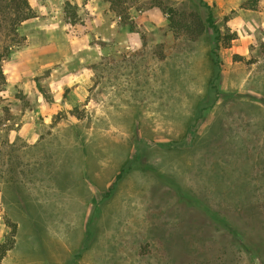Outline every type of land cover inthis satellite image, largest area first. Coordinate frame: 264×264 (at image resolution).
<instances>
[{
    "label": "rangeland",
    "instance_id": "374dc122",
    "mask_svg": "<svg viewBox=\"0 0 264 264\" xmlns=\"http://www.w3.org/2000/svg\"><path fill=\"white\" fill-rule=\"evenodd\" d=\"M241 2L29 0L1 62L0 264H264V0Z\"/></svg>",
    "mask_w": 264,
    "mask_h": 264
},
{
    "label": "trees",
    "instance_id": "16d2710c",
    "mask_svg": "<svg viewBox=\"0 0 264 264\" xmlns=\"http://www.w3.org/2000/svg\"><path fill=\"white\" fill-rule=\"evenodd\" d=\"M107 1L110 2V5L113 7V9H118L119 13H125V8L121 3V0ZM259 2L260 0H244L241 2L240 7L250 10H258ZM69 7L74 8L75 6L71 5L69 2H65V10H67ZM36 16L37 12L30 5L29 0H0V30H3L9 35H11L8 43L0 44V83H3L5 79L1 64L2 60L9 53L10 49H12L13 47L19 48L20 41L24 39V36H21L18 32L19 26L23 21ZM205 21L208 27H211L213 30L217 31V40H220V33L218 32V29L214 23V19L211 12L208 13ZM169 23L171 24V26H173L172 24L174 23V21L172 20V18L170 19ZM173 27L177 26L174 25ZM130 28L132 29V24ZM183 28L186 29L188 32L194 31L196 35L202 33L205 29L203 22L198 19H192L189 23H184ZM229 38H232V36H230ZM225 45L227 46L228 42ZM214 46L215 48H218L220 44H218V42H215ZM119 177L120 173L117 174L116 178ZM180 198L187 205L198 206L197 199H195L194 196H189L187 194L181 193ZM205 213L209 216V218L214 221H217L223 227H229L228 229H232V226L227 223V220L220 218L219 214L216 211L205 208ZM5 222L10 230L0 240V261L5 256L7 251L14 246L15 243L16 224L14 222H11L9 219H6Z\"/></svg>",
    "mask_w": 264,
    "mask_h": 264
},
{
    "label": "crops",
    "instance_id": "0c3cea01",
    "mask_svg": "<svg viewBox=\"0 0 264 264\" xmlns=\"http://www.w3.org/2000/svg\"><path fill=\"white\" fill-rule=\"evenodd\" d=\"M241 1H244V0H241ZM259 5H260V2H259ZM243 9V11H245V12H249V11H252V10H250V9H244V8H242ZM253 11H256V10H253ZM35 17H33V18H29V19H27V20H25V21H23L22 22V25L24 26V25H29L30 27L31 26H33L34 24H36L37 23V21L34 19ZM49 21V22H48ZM49 23H50V20L48 19V20H45V27L47 26V28H49ZM25 33H26V31H25ZM26 35H27V40H28V49H30L31 47H32V45H31V42H30V35L28 34V33H26ZM45 44H44V46L45 45H49V43L50 42H47V41H45L44 42ZM36 51H37V53L40 51V48H39V46L36 48ZM25 53V51L24 50H17V51H15V53L13 54V58L12 57H10V59L11 60H13L14 61V64H13V67L14 68H17L19 65H22L24 62L23 61H25V62H28V60H27V57H26V55L24 54ZM11 62H9V64H10ZM13 69V68H12ZM8 81H10V80H8Z\"/></svg>",
    "mask_w": 264,
    "mask_h": 264
}]
</instances>
